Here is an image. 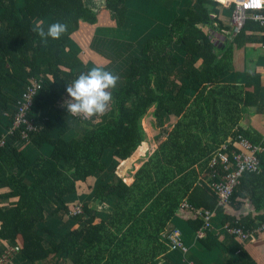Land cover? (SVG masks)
<instances>
[{"label": "trees", "instance_id": "obj_1", "mask_svg": "<svg viewBox=\"0 0 264 264\" xmlns=\"http://www.w3.org/2000/svg\"><path fill=\"white\" fill-rule=\"evenodd\" d=\"M186 1L171 0L177 16L165 6L167 0H0V121L4 119L6 127L0 137L11 127L15 103L25 87L33 79H44L29 112L39 130L26 141L21 130L14 129L0 148V247L17 248L10 264L18 260L21 264H59L61 260L157 264L155 259L168 250L160 240L161 232L175 216L210 251L215 242L210 228L203 230L199 213L215 215L218 210L224 212L222 225L245 232L263 226L246 242L225 230L235 251L224 264H260L264 256V136L238 122L237 108L225 119L230 126L236 125L225 133V138L230 137L227 145L219 147L225 138L219 141L199 133L207 128L212 135L221 131L222 123L216 124L218 113L233 102L242 107L257 105L258 85H235L229 95L214 88L237 65L246 29L259 28L247 20L232 41L220 43L213 40V33L228 36L233 29L222 14V5L217 0ZM129 6L135 7L131 20ZM53 21L65 23L66 32L56 40H41L36 29H46ZM132 42H137L138 52L130 53L127 73L112 90L106 111L92 118L68 114L63 107L66 85L91 66L106 69L108 59L102 50L107 45L113 46L109 51L121 54ZM178 46L184 51L181 59L172 50ZM152 105L154 119L160 122L171 116L176 121L169 130L159 129L155 151L127 185L113 171L142 147L140 121ZM74 120L88 126L81 135L72 127ZM238 136L260 147L256 153L260 170L242 174L228 204L221 207L210 188L215 179L209 176V164L216 153L235 150ZM43 145L50 150L47 157L39 152ZM28 150H32L30 158ZM12 168L18 173H12ZM106 171L111 181L98 180V172ZM82 194L93 198V205L82 202L81 212L70 215ZM109 198L116 200L112 212L98 213V202ZM183 200L192 208L180 207ZM244 202L250 214L243 216L238 211ZM49 203L56 206L54 210ZM60 213L57 223L74 226L60 235L57 230L42 229L48 221L56 223L53 219ZM179 233L180 246L169 244L185 254L188 248ZM250 241L253 247H246ZM259 250L262 255L253 254Z\"/></svg>", "mask_w": 264, "mask_h": 264}, {"label": "crops", "instance_id": "obj_2", "mask_svg": "<svg viewBox=\"0 0 264 264\" xmlns=\"http://www.w3.org/2000/svg\"><path fill=\"white\" fill-rule=\"evenodd\" d=\"M182 1L187 2L186 0H182ZM217 1L222 5V14L228 17L230 21L231 11H232L231 6L237 0H217ZM165 4H166L165 6H167L169 10L174 12L173 14L178 16L176 9L172 10L173 3L171 4V0H167ZM257 27L259 29H254V28L250 30L248 28L246 29L245 40L243 44L239 47L237 65L234 66L233 69H231L228 72V74L224 75L221 78V80L219 81V84L214 88V90L216 93L220 92V93H225L226 95H229V93L232 92V89H233L232 87L235 85H239L241 83H251L253 85H258L260 88V97H259L258 103L254 107H242L240 103H236V102H233L230 105H227L224 108V110L218 113V117L216 120V124H218L219 122L222 123L220 126L221 127V131H219L220 133L217 132L215 133L217 135L215 134L212 135L210 130L207 128L205 131L199 132L201 135H203L204 138L213 136L212 139L220 141L221 138H225V133L230 132L231 130H234L236 125L230 126L228 121L225 122L226 121L225 119L229 117V111L232 110V112H234L236 108H237L236 113H238L237 114L238 122L242 124H246L248 127H251L256 132H258L260 135L264 136V50L260 46L264 40V36H263L264 32H263V29L258 26V24H257ZM233 38H234V35H232V32H231V34H229L228 36L217 34L216 40L220 43L224 42L225 44L227 43V41H232ZM172 50L175 53V55L181 59L183 52H184L182 46L174 47L172 48ZM177 51H178L179 56L176 54ZM218 54L219 56L222 54V49L218 51ZM194 90L195 89H192L191 91H194ZM204 117H205V126L207 127V110L204 112ZM213 119H214V114H213ZM162 120H170V123H171L169 127L167 128L166 126H164V130L165 129L169 130L172 123L176 121V119L171 116L169 117L164 116L162 117ZM214 127L215 126H213V128ZM5 128H6L5 120L3 119L2 121H0V133L1 132L3 133ZM161 128L162 127H160V129ZM229 139L230 137L229 136L227 137L226 135V138L223 139V141L222 140L220 141L219 147L227 145ZM147 142L149 141L147 140ZM154 145L156 146L155 143ZM32 150L31 151L28 150L27 152L29 155V158L31 157ZM39 152L42 154L43 157H47L50 150L48 147H46V145H43L41 149H39ZM124 162L126 161H123L121 163L124 164ZM11 172L14 174H17L18 170L15 168H12ZM99 174L103 176V178L102 179L98 178V180L106 181L108 178L111 181V176L109 175L108 171L98 172V176ZM132 177H133L132 179V182H133L134 174H132ZM90 199L92 198L88 197L85 194H82L78 196L77 200L83 203H87V202H90ZM115 201H116L115 199L109 198L104 201L98 202L96 211L98 213H104V214L109 215L112 212L113 203ZM184 201L186 200H183L180 203L179 205L180 207H182V203ZM4 204L6 205L5 202ZM91 205L92 204L89 203V206ZM49 207L50 209L54 210L56 206L53 203H49ZM223 213H224L223 211L218 210L215 213L214 217L212 218L211 228L209 229L208 233L210 237L213 238L215 242V246L210 251L202 247V245L196 240L195 233L188 230L187 225L180 218H178L177 216L173 217L167 223L165 229L161 232V236H160V240L167 244L168 250L164 255H159L155 259V263L165 264L164 258H167L171 262L173 261L175 264H189V263L224 264L228 260L229 254L235 251V248H234L235 246H234L233 240L230 239L229 235L226 233L224 229V225H222L223 224L222 223ZM238 214L243 215V216L250 214V209H249L247 202H244L241 209L238 211ZM60 215L61 214H59L56 218L53 219L56 223H52L51 221H48L47 224L42 226V229L43 228L47 229L49 224L56 225V226L58 225L59 229H56V230H57L58 235H60L66 229L71 227L72 223H63L62 221L57 223V220L61 217ZM175 229L179 230L183 234V235L181 234L183 238L182 240L184 241L183 243L188 248V251L185 254L181 253L180 250L173 248L164 238L165 233L170 232ZM61 236H56V238L59 239ZM253 244L254 243L250 241L249 243H245L244 245L246 247H253ZM261 250L253 254L256 256L258 254L262 255ZM19 263L21 264L20 260L16 261L14 264H19ZM59 264H69V262H67L66 260H61ZM260 264H264V256H263V259L260 261Z\"/></svg>", "mask_w": 264, "mask_h": 264}, {"label": "built area", "instance_id": "obj_3", "mask_svg": "<svg viewBox=\"0 0 264 264\" xmlns=\"http://www.w3.org/2000/svg\"><path fill=\"white\" fill-rule=\"evenodd\" d=\"M231 11L230 24L232 26V34H238L244 29L247 20L258 24L264 32V0H237L233 4ZM264 36V34H263ZM264 50V40L261 43ZM44 81V79H43ZM43 81L35 82L24 92L22 99L17 102L13 117V127L20 129L21 138L28 141L31 134L39 130L33 119L29 118V111L33 98L43 87ZM4 145V141L0 140V148ZM261 149L254 146L250 141L242 136H238L236 149L230 154L216 153L210 161L209 176L215 180L210 184V188L217 197L218 206H226L233 188L239 183V178L244 173H258L260 170L259 159L256 155ZM216 166H218L216 168ZM185 208H192L186 201L182 203ZM214 214L210 211H202L199 213L203 221V230L211 228V222ZM263 228L262 225L252 229L251 231H242L239 228L230 227L228 223L224 225V229L229 234L237 235L240 241L246 242L253 239L255 233ZM179 231L172 230L164 234V238L168 243L174 246H180ZM203 233H199L202 237ZM17 248H9L0 257V264H6L16 253ZM185 251V249H183Z\"/></svg>", "mask_w": 264, "mask_h": 264}, {"label": "clouds", "instance_id": "obj_4", "mask_svg": "<svg viewBox=\"0 0 264 264\" xmlns=\"http://www.w3.org/2000/svg\"><path fill=\"white\" fill-rule=\"evenodd\" d=\"M66 30L65 23L53 21L47 24L46 29L37 28L36 33L41 40H56ZM117 81L118 77L112 71L100 66H91L79 73L70 85H66L67 99L63 101V107L68 114L76 117L92 118L101 115L113 100L112 90Z\"/></svg>", "mask_w": 264, "mask_h": 264}, {"label": "rangeland", "instance_id": "obj_5", "mask_svg": "<svg viewBox=\"0 0 264 264\" xmlns=\"http://www.w3.org/2000/svg\"><path fill=\"white\" fill-rule=\"evenodd\" d=\"M133 12H135V7L129 6L128 7L129 16L128 17L130 20L134 16ZM129 23L131 26L133 25L132 22H129ZM157 25H158V21L152 24V27H156ZM148 31L152 32L150 31V29H148ZM144 32L148 33L147 31H144ZM212 37H213V40H216L217 33H213ZM112 47L113 46L111 45H107L106 48L102 50V52L104 53L105 58L108 59V62L106 63L107 64L106 69L112 71L115 75H117L118 77L117 85H118L123 81V78L125 77L127 73L130 53L135 54L138 52V44L137 42H132L131 46L126 47L127 51L125 52L123 51L121 54H118L119 52H116L115 50L109 51ZM176 54L178 55V51ZM154 107L155 106L152 105L150 108H148L146 113L143 115L140 121V125L144 133V143L142 144V147L139 149L138 152H136V154L131 159L125 160L126 162H124V164L120 163L113 171V175L121 179L125 184H129V185L131 184L132 179H133L132 174H134L138 170V168L141 165H143L147 161V159L150 157V155L155 151L156 146L154 145V143L156 144L157 142L158 135L161 130L160 127L164 129V126H166L167 128L171 124L170 120H162L161 122H159L157 119H154V117L152 116ZM74 122L76 123V126H73L74 124L73 123L72 127L78 128L77 131L75 130L77 134L81 135V133H83V129L88 127L85 123L84 124L79 123L77 122V120L76 121L74 120ZM147 140L149 142H147ZM98 178L102 179L103 176L99 174ZM93 202H94V199L93 198L90 199V204L93 205ZM77 203L81 204L82 202L77 200ZM48 228L52 231H56V229H59L58 226H54L51 224L48 225ZM8 247L9 246L0 247V256L3 255L7 249H9ZM6 263L10 264V262L8 261ZM14 263L15 262H13L12 264ZM49 264H52V262Z\"/></svg>", "mask_w": 264, "mask_h": 264}, {"label": "bare ground", "instance_id": "obj_6", "mask_svg": "<svg viewBox=\"0 0 264 264\" xmlns=\"http://www.w3.org/2000/svg\"><path fill=\"white\" fill-rule=\"evenodd\" d=\"M38 81H40V79H33L32 81H31V84H29V85H27L26 87H25V90L23 91V94H24V92L26 91V89L28 88V87H30V86H32L35 82H38ZM23 96V95H22ZM22 99V98H21ZM34 99V98H33ZM20 101V100H19ZM17 102L18 101H16V103H15V106H14V110H15V107H16V105H17ZM32 104H33V100H32V103H31V108H32ZM31 108H30V110H31ZM30 112V111H29ZM15 113V112H14ZM14 129H18V128H14L13 127V122H12V125H11V127L7 130V132L5 133V134H3V135H1V137H0V140H3L4 141V145H5V143L7 142V139H8V134L7 133H11ZM3 145V146H4ZM81 212V204H78L76 207H74L72 210H71V212H70V215H77V214H79ZM2 256V255H1ZM0 256V257H1ZM9 262V261H8ZM7 264V263H6Z\"/></svg>", "mask_w": 264, "mask_h": 264}]
</instances>
